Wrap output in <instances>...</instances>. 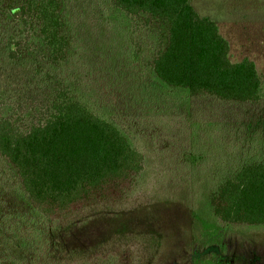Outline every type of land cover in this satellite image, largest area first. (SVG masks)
I'll use <instances>...</instances> for the list:
<instances>
[{
  "label": "rangeland",
  "instance_id": "374dc122",
  "mask_svg": "<svg viewBox=\"0 0 264 264\" xmlns=\"http://www.w3.org/2000/svg\"><path fill=\"white\" fill-rule=\"evenodd\" d=\"M61 2L68 46L56 66L45 65L32 38L9 58L12 20L0 9V113L19 120L27 111V122L37 121L48 88L31 83V73L47 77L51 70L82 102L119 125L142 153L143 169L118 211L82 219L62 234L61 249L44 222L21 207L18 177L0 157V264H264V227L245 231L262 244L227 243L209 204L227 175L264 164V103L223 102L168 88L151 70L165 27L142 30L134 47L130 20L112 0ZM191 6L215 23L232 63L254 64L264 87V0H191Z\"/></svg>",
  "mask_w": 264,
  "mask_h": 264
},
{
  "label": "trees",
  "instance_id": "16d2710c",
  "mask_svg": "<svg viewBox=\"0 0 264 264\" xmlns=\"http://www.w3.org/2000/svg\"><path fill=\"white\" fill-rule=\"evenodd\" d=\"M112 3L130 20L134 47L139 46L135 37L142 39V30L165 27V44L151 61L152 73L162 85L223 102L264 103L254 64L229 60L227 41L215 23L197 15L191 0ZM0 9L12 20L5 42L9 58H16L24 38H32L44 52L45 65L63 60L68 41L61 0H0ZM34 72L31 83L48 88L46 102L37 108V121L27 122V111L17 116L19 120L0 113V157L18 177L21 207L44 222L47 236L62 249V234L82 219L118 211L132 192L144 158L118 124L82 102L60 75ZM3 201L0 195V234ZM209 204L227 243L262 244L257 241L260 236L245 231L264 227V164L249 163L227 175ZM141 250L151 254L143 246Z\"/></svg>",
  "mask_w": 264,
  "mask_h": 264
}]
</instances>
